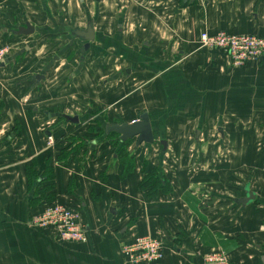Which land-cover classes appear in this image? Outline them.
<instances>
[{"label":"crops","instance_id":"obj_1","mask_svg":"<svg viewBox=\"0 0 264 264\" xmlns=\"http://www.w3.org/2000/svg\"><path fill=\"white\" fill-rule=\"evenodd\" d=\"M26 21L32 34L12 32ZM88 25L85 49L67 29ZM204 31L264 35V0H0V47H9L0 64V264H130L121 246L144 235L164 241L152 264H203L210 251L264 264V59L231 68L201 45ZM70 108L87 112L75 122ZM143 113L154 141L125 146L132 172L121 174L120 146L98 139L90 157L85 147L59 163L90 122ZM155 150L176 169L189 151L193 174L215 171H174L171 190L151 196L139 183ZM29 165L52 168L55 202L79 213L86 243L31 227L48 203L32 201ZM249 191L253 200L236 202Z\"/></svg>","mask_w":264,"mask_h":264},{"label":"built area","instance_id":"obj_2","mask_svg":"<svg viewBox=\"0 0 264 264\" xmlns=\"http://www.w3.org/2000/svg\"><path fill=\"white\" fill-rule=\"evenodd\" d=\"M199 42L207 49L220 51L231 68H240L264 59V35L226 32L209 34L204 31L200 33ZM8 52L7 46L0 47V64ZM54 143L52 135L47 136V146H53ZM30 225L35 229L54 231V240L61 244H83L88 241L87 231L79 221V213L57 202L47 205L34 216ZM163 250V240L149 235L136 237L121 246V254L130 264L156 263L162 259ZM203 264L234 263L221 251H210L205 254Z\"/></svg>","mask_w":264,"mask_h":264},{"label":"trees","instance_id":"obj_3","mask_svg":"<svg viewBox=\"0 0 264 264\" xmlns=\"http://www.w3.org/2000/svg\"><path fill=\"white\" fill-rule=\"evenodd\" d=\"M88 129H90V128H88ZM92 130H94V129H92ZM94 133H95L96 137L98 136L97 137L98 140H100V137L105 138V140H106V139L110 138L111 136H116V138L118 136V135L113 134V133L109 134V135H105L103 127H100V128L95 127ZM117 140L118 141H115L113 143V145L114 146H120V149L118 151V156H119L118 158H119V161H121V163H123L124 167H123V171L121 174L124 176L125 174H128L129 172H132V170H133V168L135 166V165H133L134 164V156H131L125 150V146L130 141L121 142L118 138H117ZM87 146H89V145H85L84 143L83 144L81 143V145L76 148L77 151L75 153H79V150H81ZM69 149H70V147H69ZM67 150H68V148L64 149L61 152L60 156L58 157L59 163H65L69 159L77 157V154H74V152H70ZM31 165H29V167L26 171L27 178L29 179V185L33 186L35 184V182H37V188H38L37 189V197L38 198L32 199V201L37 202V200L42 198L41 201H45L46 203H48L45 205V207H46L47 205H50V204L55 202L56 192L54 189V184L52 182L50 184H47V182L52 180V179H50V177L52 178V176H53L52 168L50 166H47L45 172L42 174H39V173L35 172L34 167L33 168L30 167ZM141 175H142V177H141V180L139 183V187L141 189L146 190L149 195L152 196V195H155L159 192H168L171 190L170 182L166 179H163V177L160 174L159 175L156 174V170L150 169L147 172L142 171ZM42 178H44V179H42ZM44 180H47L45 184L43 183ZM49 189H51V191Z\"/></svg>","mask_w":264,"mask_h":264},{"label":"water","instance_id":"obj_4","mask_svg":"<svg viewBox=\"0 0 264 264\" xmlns=\"http://www.w3.org/2000/svg\"><path fill=\"white\" fill-rule=\"evenodd\" d=\"M193 1V0H190ZM35 31V28L28 23L24 22L23 26H14L12 32H15L18 35H30ZM68 33L70 36L75 38L78 37L81 41L84 42V48L88 49L90 47V42L94 40V30L91 25H88L85 31L79 29L68 28ZM43 78L42 75L36 77ZM77 121V118H74ZM105 135L117 134L121 142H126L132 139H136V145L140 144H152L154 141V133L152 129V124L146 113L140 115V117L132 122H117L111 124H104L103 126ZM254 199V193L249 191L246 196L239 198L236 202L239 204H246Z\"/></svg>","mask_w":264,"mask_h":264},{"label":"rangeland","instance_id":"obj_5","mask_svg":"<svg viewBox=\"0 0 264 264\" xmlns=\"http://www.w3.org/2000/svg\"><path fill=\"white\" fill-rule=\"evenodd\" d=\"M86 112H87V110H84V112H83L79 108H76L75 110H71V108H70L69 110H67V113H69L70 115H74V116H77L78 114L81 115V114H84ZM70 117H73V116H70ZM95 127H99L100 128V125H99V123L97 121H92V122H90L89 125L85 126V128H84L85 129V131H84L85 133H83V135L81 137L74 136V137H72V139H69L71 147H70V149L68 148L67 151L74 152V154H77V156H79L80 150H79V153H75L77 151L76 148L79 147L81 145V143L82 144L84 143L85 145H89V146L86 147V149L84 148L85 149L84 153H86V154H83V157H84V159L87 158V157H90V155H89L90 151L93 150V148H96L95 147L96 145L91 146V142H92V140H95V139L97 140V137H98V136L96 137L95 133H94ZM88 128H90V129H88ZM92 129H94V130H92ZM101 140L102 141H107V144L109 143L111 145H113V143L115 141H118L116 136H111L110 138H108L106 140H105V138H101L100 137V140L96 141L98 145H99ZM127 145H128V148L131 149V146H132L131 145V141ZM139 146H142V145H139ZM132 153H130V154H132ZM149 157H150V161L148 163L146 161L142 162L141 171H144V172L146 171L147 172L150 169H154V170H156V174H158V175L160 174L163 177V179H176V177H173L174 171L178 172V174H183L184 176L187 175L188 179H191L192 176H194L195 174L206 175V174H208L209 171H210V173H213L215 171V169H213V168L198 169V171L193 174V172H191L192 168H191V158H190V157H192V154L189 151H188V156H187L188 160L186 162V167L183 168V169H181L179 166H177L178 169L174 168L175 166H173V165L171 166L170 165V161L168 159V158H171V157L168 155L165 158L164 157L161 158L160 157V151H156V150L155 151H150V156ZM134 158H135V154H134ZM167 159H168V162H167ZM133 165H135V164H133Z\"/></svg>","mask_w":264,"mask_h":264}]
</instances>
